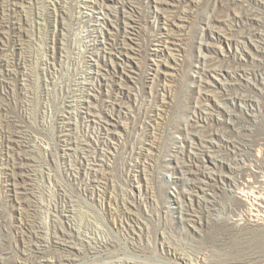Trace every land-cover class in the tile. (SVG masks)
<instances>
[{"label": "rangeland", "instance_id": "obj_1", "mask_svg": "<svg viewBox=\"0 0 264 264\" xmlns=\"http://www.w3.org/2000/svg\"><path fill=\"white\" fill-rule=\"evenodd\" d=\"M260 1L0 0V264H264ZM209 151L206 206L179 165Z\"/></svg>", "mask_w": 264, "mask_h": 264}, {"label": "bare ground", "instance_id": "obj_2", "mask_svg": "<svg viewBox=\"0 0 264 264\" xmlns=\"http://www.w3.org/2000/svg\"><path fill=\"white\" fill-rule=\"evenodd\" d=\"M182 1V0H181ZM235 1V0H234ZM256 1H258V0H256ZM260 1V0H259ZM187 2V1H186ZM194 2V1H193ZM251 2V1H250ZM261 2V4H263L264 5V0H261L260 1ZM13 3H14V1H13ZM179 3V2H178ZM232 3H234V2H232ZM258 3V2H257ZM182 4V3H181ZM185 4V3H184ZM223 4H225V2L223 3ZM256 4V3H255ZM188 5V4H187ZM227 5V4H226ZM180 6V5H179ZM184 6V5H183ZM249 6V5H248ZM222 7H223V5H222ZM226 7V6H225ZM234 7V6H233ZM241 7V6H240ZM250 7V6H249ZM180 8V7H179ZM184 8V7H183ZM241 8H244V6L243 7H241ZM220 9V8H219ZM182 10V9H181ZM222 10V9H221ZM234 10V9H233ZM250 10V9H249ZM254 10V9H253ZM253 10H251V12H253ZM173 11V10H172ZM217 11H218V9H217ZM220 11V10H219ZM218 11V13H220ZM175 12V11H174ZM173 12V13H174ZM186 12V11H185ZM224 12V11H223ZM233 12V11H232ZM247 12V11H246ZM255 12V11H254ZM260 12V11H259ZM184 13V12H183ZM230 13V12H229ZM229 13H227V14H229ZM243 13H244V11H243ZM217 14V13H216ZM237 14V13H236ZM239 14V13H238ZM242 14V13H241ZM171 15H172V13H171ZM181 15V14H180ZM233 15V14H232ZM244 15H246L245 13H244ZM243 15V16H244ZM248 15V14H247ZM252 15V14H251ZM173 16H174V14H173ZM257 16V15H256ZM255 16V17H256ZM175 17V16H174ZM178 17V16H177ZM180 17V16H179ZM215 17H217V16H215ZM241 17H242V15H241ZM254 17V16H253ZM259 17V16H258ZM257 17V18H258ZM173 18V17H172ZM221 18V17H220ZM232 18V17H231ZM216 19V18H215ZM229 19H230V17H229ZM214 20V19H213ZM219 20V19H218ZM226 20V19H225ZM235 20V19H234ZM249 20V19H248ZM216 21V20H215ZM221 23H222V21H221ZM226 24V23H225ZM248 24V23H247ZM208 26V25H207ZM261 30V29H260ZM244 31V30H243ZM250 31H252V30H250ZM245 32V31H244ZM248 32V31H247ZM260 32V31H259ZM255 34V33H254ZM248 35V34H247ZM261 35V34H260ZM259 35V36H260ZM249 36V35H248ZM247 36V37H248ZM256 36V35H255ZM234 37V36H233ZM236 37H238V36H236ZM232 39V38H231ZM237 39V38H236ZM236 39H235V41H236ZM244 39H245V37H244ZM254 39H252L251 38V42L253 41ZM239 41V40H238ZM260 41V40H259ZM258 41V42H259ZM248 42H249V39H248ZM262 42V41H261ZM244 43V42H243ZM242 43V44H243ZM236 44V43H235ZM241 44V43H240ZM259 44V43H258ZM247 45V44H246ZM245 45V46H246ZM257 45V44H256ZM260 45V44H259ZM254 46H255V44H254ZM261 46V45H260ZM262 47V46H261ZM260 47V48H261ZM242 48V47H241ZM264 48V47H263ZM261 50V49H260ZM263 51V50H262ZM253 52V51H252ZM249 54H250V51L248 52ZM263 53V52H262ZM243 54H244V52H243ZM248 54V55H249ZM243 56V55H242ZM247 56V55H246ZM252 56V55H251ZM238 57V56H237ZM254 57V56H253ZM252 57V58H253ZM263 57V56H262ZM242 58H244V57H242ZM256 58V57H255ZM245 60V59H244ZM246 61V60H245ZM208 63V61L204 58V65L205 64H207ZM206 66V65H205ZM207 66H209V65H207ZM239 66V65H238ZM226 68V67H225ZM228 68H229V66H228ZM228 68H226L227 70H228ZM236 68V67H235ZM235 68H234V70H235ZM218 69V68H217ZM220 69V68H219ZM242 69V68H241ZM222 70V69H221ZM238 70V69H237ZM236 70V72H238ZM218 71V70H217ZM216 71V72H217ZM228 71H230V70H228ZM233 71V70H232ZM240 71V70H239ZM209 72V71H208ZM215 72V73H216ZM222 72V71H221ZM220 73V72H219ZM223 73V72H222ZM221 73V74H222ZM230 75H231V73H229ZM215 75V74H214ZM217 75V74H216ZM240 75V74H239ZM218 76H220V75H218ZM220 77H222V76H220ZM225 77V76H224ZM235 77H236V75H235ZM243 78V77H242ZM237 79V78H236ZM77 80V79H76ZM220 80H222V79H220ZM246 80V79H245ZM78 81V80H77ZM223 81V80H222ZM261 81H262V79H261ZM84 82V81H83ZM85 82H86V80H85ZM224 83H225V80L223 81ZM223 82H220V83H223ZM75 83H78V82H75ZM74 83V84H75ZM226 83H227V81H226ZM239 82H237V84H238ZM251 83V82H250ZM80 84H83V83H80ZM86 84V83H85ZM78 85V84H77ZM224 85H226V84H224ZM230 85V84H229ZM232 85V84H231ZM239 85V84H238ZM246 85V84H245ZM222 86V85H221ZM225 88V87H224ZM82 89V88H81ZM235 89V88H234ZM79 90V89H78ZM227 90V89H226ZM231 90V89H230ZM81 91V93L84 95L85 94V92L87 91V90H80ZM89 91V90H88ZM221 91V90H220ZM233 91V90H232ZM72 92V91H71ZM238 92V91H237ZM78 93V92H77ZM218 93V92H217ZM217 93H215V94H217ZM230 93V92H229ZM240 93V92H239ZM246 93V92H245ZM80 94V93H79ZM214 94V95H215ZM87 95V94H86ZM213 95V94H212ZM219 95V94H218ZM77 96H78V94H77ZM230 96V95H229ZM76 97V96H75ZM82 97V96H81ZM86 97V96H85ZM84 97V98H85ZM214 97V96H213ZM228 97V96H227ZM246 97V96H245ZM229 98V97H228ZM240 98V97H239ZM218 99V98H217ZM222 99H224V98H222ZM244 99V98H243ZM247 99V98H246ZM249 99V98H248ZM218 100H220V99H218ZM251 100V99H250ZM223 101V100H222ZM243 101V100H242ZM218 103H220L221 101H217ZM224 102H227V101H224ZM230 102V101H229ZM252 102V101H251ZM204 104V103H203ZM224 104V103H223ZM228 104V103H227ZM245 104V103H244ZM78 105H79V103H78ZM77 105V106H78ZM240 105H241V103H240ZM80 106H81V104H80ZM88 106V105H87ZM223 106V105H222ZM226 106V105H225ZM225 106H223L224 108H225ZM234 106H235V104H234ZM249 106V105H248ZM2 107V106H1ZM79 107V106H78ZM4 108V107H3ZM227 108V107H226ZM225 108V109H226ZM232 108V107H231ZM1 109V108H0ZM10 109V108H9ZM90 109V108H89ZM201 109V108H200ZM233 110V109H232ZM2 111H4V110H2ZM83 111V110H82ZM197 111V110H196ZM195 111V112H196ZM203 111H205V110H203ZM230 111V110H229ZM228 111V112H229ZM10 112V111H9ZM221 112V111H220ZM231 112V111H230ZM230 112H229V114H230ZM7 113V112H6ZM208 114V113H207ZM211 114V113H210ZM7 115H8V113H7ZM22 115V114H21ZM1 116H2V114H1ZM6 116V115H5ZM10 116V115H9ZM14 116V115H13ZM212 116V115H211ZM199 118V117H198ZM219 118V117H218ZM217 118V119H218ZM238 118V117H237ZM216 119V120H217ZM5 120H7V122H8V119H6L5 118ZM11 120V119H10ZM192 120V119H191ZM14 121V120H13ZM202 121V120H201ZM224 122V121H223ZM201 122L200 121H197L196 123H192V125H190V128H189V130L187 131V136L188 135H191V137L193 136H197V137H199V140H200V142H202L203 141V134L204 133H206L207 132V127L206 126H203L202 124H200ZM216 123H217V121H216ZM2 124V123H1ZM14 124H15V122H14ZM13 124V125H14ZM19 124V123H18ZM207 124V123H206ZM224 124V123H223ZM21 125H23V124H21ZM11 126V125H10ZM210 126H212V125H210ZM223 126V125H222ZM1 127V126H0ZM6 127V126H5ZM27 127V126H26ZM186 127V126H185ZM184 127V128H185ZM220 127V126H219ZM13 129H15V128H13ZM187 129V128H186ZM185 129V130H186ZM3 130V129H2ZM6 130V129H5ZM103 130V129H102ZM216 130V129H215ZM222 130V129H221ZM16 131H19V130H16ZM106 131V130H105ZM108 131V130H107ZM2 132V131H1ZM186 132V131H185ZM11 133H13V132H11ZM16 133V132H15ZM25 133H28V132H25ZM104 133H106V132H104ZM103 133V134H104ZM110 133V132H109ZM220 133H222V132H220ZM183 134V133H182ZM3 135V134H2ZM14 135V134H13ZM16 136V135H15ZM18 136H20V135H18ZM22 136V135H21ZM184 136V135H183ZM10 137V136H9ZM23 137V136H22ZM21 137V138H22ZM25 137V136H24ZM102 138V137H101ZM189 138V137H188ZM221 138H224V136L222 135V134H219V132L218 131H216V133H211V134H209V139L206 141L207 142V145H205V148L206 149H209V150H212V149H217L218 147H220L219 145L221 144V142H222V139ZM29 139H30V136H29ZM105 139V138H104ZM191 139H193V138H191ZM12 140V139H11ZM16 140V139H15ZM94 140V139H93ZM106 140V139H105ZM181 140H182V138H181ZM205 140H206V138H205ZM204 140V141H205ZM227 140V139H226ZM17 141V140H16ZM20 141V140H19ZM23 141V140H22ZM27 141V140H26ZM25 141V142H26ZM31 141V140H30ZM190 141H192V140H190ZM225 141V140H224ZM233 141V140H232ZM2 142V141H1ZM3 142H5V141H3ZM7 142H8V140H7ZM75 142V141H74ZM78 142V141H77ZM80 142V141H79ZM194 141H192V143H193ZM229 142V141H228ZM9 143V142H8ZM16 143V142H15ZM83 143V142H82ZM105 143V142H104ZM238 143V142H237ZM189 144H191V143H189ZM4 145V144H3ZM88 145V144H87ZM235 145V144H234ZM238 145V144H237ZM96 146V145H95ZM191 146V145H190ZM193 146V145H192ZM204 146V145H203ZM244 146H246V145H244ZM84 147V146H83ZM83 147H81V148H83ZM87 147V146H86ZM103 147V146H102ZM225 147H226V144H225ZM239 147V146H238ZM4 148V147H3ZM2 148V149H3ZM8 148V147H7ZM6 148V149H7ZM79 148H80V146H79ZM79 148H77L78 150H79ZM90 148V147H89ZM95 148V147H94ZM101 148V147H100ZM241 148V147H240ZM1 149V148H0ZM1 149V150H2ZM84 149H86L85 147H84ZM102 149V148H101ZM103 150V149H102ZM139 150V149H138ZM200 150V149H199ZM233 150V149H232ZM249 150V149H248ZM19 151V150H18ZM17 151V152H18ZM25 151H27V150H25ZM24 151V152H25ZM91 151V150H90ZM94 151V150H93ZM92 151V152H93ZM201 151V150H200ZM244 151V150H243ZM20 152V151H19ZM18 152V153H19ZM80 152H82V151H80ZM95 152V151H94ZM199 152V151H198ZM204 152V151H203ZM210 153H208V158L206 157H203V163H200V164H197V165H194V166H189V165H186V163L184 164L183 163V161H182V165L180 166L179 165V168H180V172H181V175H182V178H181V180L183 181V184H184V187H187L188 188V191H194V192H196L197 194L196 195H198V197L201 199V201H203L204 203H205V201L206 202H208L209 203V197H210V194H209V191H210V188H211V184H212V181L215 179V170H216V168H217V165H218V163H223V157H221V156H219L220 158H218L217 157V155H215L214 153H213V155H211L212 153H211V151H209ZM226 152V151H225ZM233 152H234V150H233ZM14 153V152H13ZM194 153V152H193ZM195 153H196V151H195ZM229 153V152H228ZM1 154V153H0ZM9 154V153H8ZM24 154V153H23ZM87 154V153H86ZM90 154L92 155V153L90 152ZM182 154V153H181ZM189 154V153H188ZM197 154V153H196ZM195 154V155H196ZM200 154V153H199ZM225 154V153H224ZM240 154V153H239ZM245 154V153H244ZM18 155V154H17ZM32 155V154H31ZM90 155V156H91ZM94 155V154H93ZM95 155H96V153H95ZM95 155H94V157H95ZM106 154H104V156H105ZM176 155V154H175ZM183 155V154H182ZM198 155V154H197ZM20 156V155H19ZM23 156V155H22ZM26 156V155H25ZM27 156H28V154H27ZM178 156V155H177ZM204 156V155H203ZM0 157H2V156H0ZM10 157V156H9ZM32 157V156H31ZM86 157V156H85ZM226 157H227V155H226ZM17 158V157H16ZM15 158V159H16ZM22 158V157H21ZM81 158V157H80ZM103 157H101V159H102ZM178 158V157H177ZM183 158V157H182ZM233 158H235L234 156H233ZM4 159V158H3ZM86 159V158H85ZM100 159V158H99ZM100 159V160H101ZM189 159V158H188ZM230 159H231V157H230ZM238 159H242V158H238ZM9 160V159H8ZM87 160V159H86ZM85 160V161H86ZM94 160V159H93ZM3 161V160H2ZM180 161V160H179ZM228 161H230L229 160V157H228ZM238 161V160H237ZM88 162V161H87ZM91 162V161H90ZM226 162V161H225ZM245 163H246V161H244ZM14 163V162H13ZM18 163V162H17ZM93 163V162H92ZM228 163V162H227ZM230 163V162H229ZM228 163V164H229ZM233 163V162H232ZM238 163H239V161H238ZM258 163V162H257ZM260 163V162H259ZM263 163V162H262ZM8 164V163H7ZM24 164V163H23ZM22 164V165H23ZM89 164V163H88ZM93 164H97V163H93ZM248 165H249V162L247 163ZM2 165V164H1ZM90 165V164H89ZM98 165V164H97ZM99 165H101V164H99ZM242 165V164H241ZM247 165V167H249ZM259 165V164H258ZM25 166V165H24ZM24 166L22 167V168H24ZM27 167L29 166L28 164L26 165ZM32 166V165H31ZM92 166V165H91ZM222 166V165H221ZM233 166V165H232ZM237 166V165H236ZM245 166H246V164H245ZM245 166L243 165V167L245 168ZM263 166V165H262ZM19 167V166H18ZM30 167V166H29ZM101 167V166H100ZM228 167V166H227ZM239 167H240V165H239ZM231 168V167H230ZM241 168V167H240ZM19 169V168H18ZM82 169V168H81ZM93 169V168H92ZM108 169V168H107ZM238 169V168H237ZM243 169V168H242ZM21 170V169H20ZM23 170V169H22ZM97 170V169H96ZM101 170V169H100ZM259 170H260V168H259ZM250 171V170H249ZM261 171H263V170H261ZM89 172V171H88ZM93 172V171H92ZM97 172H99V171H97ZM258 172V171H257ZM260 172V171H259ZM258 172V173H259ZM264 172V171H263ZM95 173V172H94ZM105 173H107V171L105 172ZM247 173V172H246ZM253 173V172H252ZM21 174V173H20ZM103 174H104V171H103ZM241 174V173H240ZM86 175V174H85ZM88 175V174H87ZM86 175V176H87ZM220 175H222V174H220ZM226 175V174H225ZM249 175V174H248ZM252 175V174H251ZM250 175V176H251ZM262 175V174H261ZM22 176H23V174H22ZM92 176V175H91ZM99 176V175H98ZM98 176H97V178H98ZM105 177H106V175H104ZM224 176V175H223ZM235 176V175H234ZM238 176V175H237ZM237 176H235V177H237ZM245 176V175H244ZM93 177V176H92ZM231 177V176H230ZM255 177H257V176H255ZM259 177V176H258ZM94 178H96V177H94ZM218 178V177H217ZM221 178V177H220ZM254 178V177H253ZM88 179V178H87ZM101 179V178H100ZM106 179V178H105ZM224 179H226V178H224ZM252 179V178H251ZM255 179V178H254ZM259 179H261V178H259ZM84 180V179H83ZM91 180V179H90ZM107 180V179H106ZM223 180V179H222ZM231 180H232V177H231ZM238 180V179H237ZM89 181V180H88ZM93 181V180H92ZM96 181V180H95ZM94 181V182H95ZM98 181H99V179H98ZM240 181H242V180H240ZM252 181V180H251ZM263 181V180H262ZM221 182H223V181H221ZM234 182V181H233ZM236 182V181H235ZM254 182V181H253ZM85 183V182H84ZM238 183V182H237ZM241 183H244L245 185H246V183L245 182H241ZM252 183V182H251ZM92 184V183H91ZM100 184V183H99ZM243 184V185H244ZM258 184V183H257ZM93 185V184H92ZM223 185V184H222ZM236 185V184H235ZM256 186V185H255ZM95 187V186H94ZM97 187V186H96ZM99 187V186H98ZM183 187V188H184ZM238 187V186H237ZM241 187V186H240ZM243 187V186H242ZM253 187H254V185H253ZM259 187V186H258ZM255 188V187H254ZM230 189H232V188H230ZM253 189V188H252ZM260 189V188H259ZM92 190H94V189H92ZM229 190V189H228ZM240 190V189H239ZM243 190V189H242ZM247 190V189H246ZM256 190H257V188H256ZM256 190H251V191H249L250 193H249V195H248V203L247 204H249V206L251 207V211H252V213H253V211H255V212H257L258 214H259V216H262V218H263V214H264V191L262 192V191H256ZM93 192V191H92ZM211 192V191H210ZM231 192V191H230ZM236 192V191H235ZM239 192V191H238ZM184 193V192H183ZM237 193V192H236ZM185 194V193H184ZM232 194V193H231ZM242 194V193H241ZM245 194H247V193H245ZM244 194V195H245ZM194 195H195V193H194ZM232 195H234V194H232ZM243 195V196H244ZM189 196V195H188ZM197 197V196H196ZM232 197V196H231ZM240 198H241V196H239ZM214 198V197H213ZM247 198V197H246ZM186 200V199H185ZM208 200V201H207ZM241 200H244V199H242L241 198ZM191 201V200H190ZM202 204V203H201ZM204 205H206V203L204 204ZM207 206V205H206ZM183 207V206H182ZM192 207V206H191ZM200 207V206H199ZM245 207V206H244ZM193 208V207H192ZM209 208V207H208ZM207 208V209H208ZM64 209V208H63ZM206 209V210H207ZM187 211H188V209H186ZM193 210V209H192ZM191 210V211H192ZM209 210V209H208ZM247 210V209H246ZM195 212V211H194ZM248 212H249V210H248ZM188 213V212H187ZM251 213V214H252ZM189 214V213H188ZM191 214V213H190ZM250 214V213H249ZM247 215V214H246ZM253 215V214H252ZM251 215V216H252ZM254 215H255V213H254ZM256 216V215H255ZM192 217V216H191ZM249 219H250V216H249ZM257 219V218H256ZM188 220V219H187ZM192 220V219H191ZM252 220H253V217H252ZM258 220H259V218H258ZM264 220V219H263ZM240 221V220H239ZM231 222V221H230ZM229 222V223H230ZM250 222V221H249ZM243 224V223H242ZM252 224V223H251ZM257 224V223H256ZM264 224V223H263ZM244 225H246V224H244ZM260 225V224H259ZM242 226V225H241ZM231 227V226H230ZM233 227V226H232ZM231 227V228H232ZM235 227V226H234ZM239 227V226H238ZM250 227V226H249ZM57 228V227H56ZM59 228V227H58ZM61 228V227H60ZM59 228V229H60ZM236 228V227H235ZM242 228V227H241ZM256 228V227H255ZM55 229V228H54ZM62 229V228H61ZM239 229V228H238ZM250 229V228H249ZM253 229V228H252ZM42 230V229H41ZM43 231V230H42ZM55 231V230H54ZM244 231H245V229H244ZM244 231H242L243 232V234H244ZM38 232V231H37ZM65 232V231H64ZM249 232V231H248ZM253 232V231H252ZM46 233V232H45ZM66 233V232H65ZM39 234H40V232H39ZM58 234V233H57ZM56 234V235H57ZM61 234H63V233H61ZM46 235V234H45ZM51 235V234H50ZM49 235V236H50ZM69 235H71V234H69ZM35 236V235H34ZM37 236V235H36ZM67 236H68V234H67ZM38 237H39V235H38ZM46 237V236H45ZM52 237V236H51ZM63 237V236H62ZM70 237V236H69ZM57 238V237H56ZM32 239V238H31ZM51 239V238H50ZM60 239V238H59ZM62 239V238H61ZM30 240V239H29ZM39 240V239H38ZM65 242H67V241H65ZM43 244V243H42ZM41 245V244H40ZM39 248H41V247H39ZM33 249V248H32ZM37 249V248H36ZM43 249H44V247H43ZM37 251V250H36ZM43 251V250H42ZM46 251V250H45ZM31 252V251H30ZM45 254H46V252H45ZM57 254H58V252H57ZM62 255V254H61ZM25 256V255H24ZM59 256V255H58ZM25 257H27V256H25ZM7 258V257H6ZM35 258V257H34ZM57 258V257H56ZM32 259V258H31ZM55 259V258H54ZM61 259V258H60ZM60 259H59V261H60ZM63 259V258H62ZM61 259V260H62ZM2 260V259H1ZM6 260V259H5ZM8 260V259H7ZM24 260V259H23ZM46 260V259H45ZM51 260H53V259H51ZM20 261V260H19ZM36 261V260H35ZM38 261V260H37ZM49 261V260H48ZM55 261V260H54ZM3 262V261H2ZM22 262V261H21ZM28 262V261H27ZM33 262V261H32ZM41 262V261H40ZM40 262H34V263H31V264H43V263H40ZM56 262V261H55ZM15 263V262H14ZM13 263V264H14ZM20 263V262H19ZM64 263H66V262H64ZM30 264V263H29ZM49 264V263H48ZM61 264V263H60ZM126 264V263H125Z\"/></svg>", "mask_w": 264, "mask_h": 264}]
</instances>
